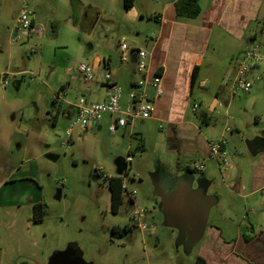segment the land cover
<instances>
[{"label": "rangeland", "instance_id": "rangeland-1", "mask_svg": "<svg viewBox=\"0 0 264 264\" xmlns=\"http://www.w3.org/2000/svg\"><path fill=\"white\" fill-rule=\"evenodd\" d=\"M133 2L139 17L131 22L123 0H0V264H47L54 253L68 247L86 264H195L199 258L200 245L188 249L179 241L178 226L172 224L177 221L174 212L162 214L161 196L174 182L166 196L173 204L179 203L183 182L188 178L186 186L193 181V189L204 190L200 178L206 179L205 175L183 172L173 177L162 169L168 159L155 149L153 137L147 136L143 148H138V140L127 132L118 129L111 135L107 131L108 116L98 123L100 131H73L71 139L66 137L73 119L66 103L77 102L92 83L81 79L77 66L93 65L94 57H107L112 59V68L121 67L129 75L135 67L120 64L118 43L144 50L156 30L150 17L158 14L161 0ZM22 8L34 16V30L25 34L14 30V19ZM249 32L257 35L252 43L263 57L258 70L262 79L249 92L231 95L227 116L216 109L199 126L210 140L217 141L223 133L227 158L245 181V192L252 166L259 161L246 151V140L260 142L258 136L264 131V17L254 21ZM219 47L224 59L233 44L221 41ZM103 73L95 74L93 80ZM232 77L230 72L224 75L218 90L230 92ZM62 88H67L64 102L56 98ZM122 91L123 104L127 95ZM213 92L202 91L201 111L211 106ZM56 111L59 114L54 118ZM154 130L161 132L157 127ZM119 157L127 161L122 176L125 187L134 193L136 208L146 215L149 229L143 234L130 222L126 193H122L118 213L110 211L103 176L116 175L114 161ZM11 173L17 182L6 184ZM212 184L226 200L221 210L231 212V217L216 219L213 210L208 225L224 223L234 228L242 214L248 217L245 206L218 177ZM192 199L187 195L186 201ZM37 203L44 206L41 222L34 221ZM113 227L129 231L117 237L111 233Z\"/></svg>", "mask_w": 264, "mask_h": 264}, {"label": "crops", "instance_id": "crops-1", "mask_svg": "<svg viewBox=\"0 0 264 264\" xmlns=\"http://www.w3.org/2000/svg\"><path fill=\"white\" fill-rule=\"evenodd\" d=\"M177 1L157 2L160 10L158 14L150 17V20L156 23V30L142 50L147 53L149 74L158 73L162 77L163 93L153 102L151 119L137 122L131 136L136 140L142 139L143 142L147 136L153 137L155 149L162 151L161 155L164 154L168 159L167 163L162 165V169L168 170L173 177L177 178L183 172L195 174L194 166L200 162L204 164V172L197 173L206 177V179L200 178L204 190L193 189V181L191 186H186L187 178L179 188L182 195L179 203L173 204L169 196H166L173 189L174 182L168 187L166 181L160 180L163 186L168 187L161 196L163 200L161 212L164 216H170V213L174 212V217H177V221H172L174 227L175 225L178 228L181 225L183 227L184 214L192 219L190 203L194 199L199 198L209 207L206 229L198 244L201 246L198 264H264V197L259 192L264 185V131L258 136L261 141H254L263 146L256 156L259 161L252 166L249 191L245 192L246 184L242 181L237 167L232 163L227 167L219 166L216 161L209 158V144L216 140H210L209 135L203 134L199 128L211 118L216 109L220 110L223 116L228 115L232 100L231 90L230 92H225L222 88L218 90V81L228 72L234 75L235 57L253 44L257 35L256 32L251 35L249 30L251 24L257 20L262 0H200L201 12L192 20L177 18L175 12ZM126 11L131 22L139 17L134 2ZM221 41H229L233 44L224 59H221L222 53L219 47ZM130 50L135 52L137 49L131 47ZM102 60H105L104 65L101 63ZM119 62L122 65L129 63L134 67L130 60ZM92 64L95 74L106 70L110 73L112 81L120 88L122 86V90L125 89L127 96L122 104L121 90L120 106L126 107L132 84L138 78L135 69L131 67L129 69L131 73L129 72L128 75L121 67L112 68V59L107 57H94ZM101 78L102 76H98L91 85L87 86V93L82 98L93 103L104 100L105 89ZM66 90L67 88L61 89L63 94H66ZM207 90L214 91L212 94L214 100L211 106H207L206 111H201L204 105L202 91ZM147 91L152 98L154 91L150 88ZM71 112L74 117L73 111ZM108 119L111 123L112 119L110 117ZM155 127L161 132L155 133ZM92 128L98 131L102 129L100 125ZM123 131L129 134L128 130ZM227 132L232 133L228 129ZM235 134L239 136L240 132L235 131ZM222 137L223 133L219 139ZM254 142L246 140L247 152V145ZM225 157H227L226 152L222 159ZM156 170H160V167ZM216 177L245 206L244 214L246 213L248 217L245 218L242 214L234 228L226 227L224 223L208 225L213 210L217 211L216 219L222 217L229 220L231 217V212L226 211L225 208L221 210V206L226 202L224 196L212 189V180ZM16 179L11 173L6 184H14L17 182ZM177 188L174 190L176 191ZM187 195H192L194 199L186 201ZM133 205L135 206L133 197L127 199L126 211H129ZM182 236L183 232L178 237L180 242L183 241Z\"/></svg>", "mask_w": 264, "mask_h": 264}, {"label": "built area", "instance_id": "built-area-1", "mask_svg": "<svg viewBox=\"0 0 264 264\" xmlns=\"http://www.w3.org/2000/svg\"><path fill=\"white\" fill-rule=\"evenodd\" d=\"M34 16L26 9L22 8L17 13L14 19L15 32L26 33L33 31ZM117 49L120 52V61L127 62L132 54H135L134 67L138 74V78L134 81L131 91L128 95V105L124 108L120 106L121 89L115 84L108 71L104 70L101 82L104 85V100L93 103L79 98L75 103H66L74 113V117L70 123L69 129L66 132V137L71 139L73 131H78L79 134L86 133L92 127H96L102 117H110L111 123L107 127V131L114 135L118 129L128 130L129 136L132 134L134 125L137 122H142L151 119L154 110V100L161 97L162 77L158 73L149 74L147 64V53L143 50L132 52L124 42H119ZM258 45L251 44L246 47L234 59V75L230 81L231 94L238 92L247 93L257 84L262 78L258 74L263 57L260 54ZM103 65L105 60L101 62ZM76 72L86 83L93 82L95 69L93 65L81 63L77 66ZM2 74H0L1 76ZM6 76V74H5ZM148 88L154 91V96L151 98L148 94ZM60 101H65L63 92L56 95ZM55 99V98H54ZM55 99V100H57ZM193 108H195L193 106ZM226 141L220 138L217 141L209 144V158L216 161L219 166L227 167L230 165V160L225 157L224 147ZM129 159V158H127ZM220 161V162H218ZM205 170L203 163H197L194 166V171L202 173ZM106 181L107 177L103 176ZM107 183V182H106ZM122 193H126L127 199H131L134 193H129L122 182ZM261 196L264 197V185L259 190ZM128 217L134 228L140 233H145L149 227L146 224V215L142 210L137 209L134 205L128 211Z\"/></svg>", "mask_w": 264, "mask_h": 264}, {"label": "water", "instance_id": "water-1", "mask_svg": "<svg viewBox=\"0 0 264 264\" xmlns=\"http://www.w3.org/2000/svg\"><path fill=\"white\" fill-rule=\"evenodd\" d=\"M264 17V4H262L259 7L258 13H257V20H261ZM135 54H132L130 56V62L134 64L135 62ZM259 143L254 142L252 144L247 145L248 153L252 157H256L258 153L261 152V150L258 148ZM263 146V145H262ZM49 159H52L51 156H48ZM114 168H115V174L116 176L122 177L127 169V161L126 159H123L121 157L115 159L114 161ZM95 174V172H94ZM1 183V182H0ZM60 194L58 193L56 195V199H59ZM190 209L192 214V219L187 218L186 214H184V211L182 214H184V225L183 227L178 228L180 233L183 232V245L188 248L192 249L195 248L199 242L201 241L206 225H207V219H208V212L209 207L204 205L203 202L196 198L190 203ZM182 229V230H181ZM76 251L68 247L64 251L54 253L49 261L48 264H86L79 256H75Z\"/></svg>", "mask_w": 264, "mask_h": 264}, {"label": "trees", "instance_id": "trees-1", "mask_svg": "<svg viewBox=\"0 0 264 264\" xmlns=\"http://www.w3.org/2000/svg\"><path fill=\"white\" fill-rule=\"evenodd\" d=\"M199 1L200 0H178L177 3L175 4V12L176 16L179 19H184V20H192L195 19L199 16L201 10L199 6ZM133 0H123V5L125 9H128L132 6ZM52 103H56V100L53 99ZM59 114V111H56L55 117L56 118ZM139 142V147L138 148H143V141L142 139L138 140ZM95 177H98L95 174ZM107 189L110 194V211L112 214H117L119 211V208L121 206V199H122V182L123 179L122 177L119 176H112L110 178H107ZM33 213H34V221L35 222H41L42 216L44 214V206L42 203H37L33 206ZM129 231V228L127 227H122V228H117L113 227L111 229V233L113 235H116L117 237H121L123 234L127 233ZM200 259H196L195 264H198V261Z\"/></svg>", "mask_w": 264, "mask_h": 264}, {"label": "flooded vegetation", "instance_id": "flooded-vegetation-1", "mask_svg": "<svg viewBox=\"0 0 264 264\" xmlns=\"http://www.w3.org/2000/svg\"><path fill=\"white\" fill-rule=\"evenodd\" d=\"M258 148L260 149V148H262V145L259 143V145H258ZM181 227H182V225H181ZM71 248H73V247H71ZM74 249V248H73ZM75 250V249H74ZM76 251V250H75ZM75 256H79V254H78V252L76 251V253H75ZM47 264H48V262H47Z\"/></svg>", "mask_w": 264, "mask_h": 264}]
</instances>
